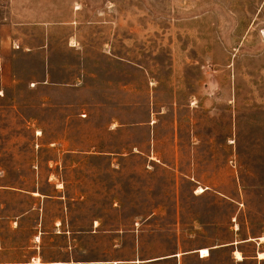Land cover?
<instances>
[{
    "label": "rangeland",
    "instance_id": "obj_1",
    "mask_svg": "<svg viewBox=\"0 0 264 264\" xmlns=\"http://www.w3.org/2000/svg\"><path fill=\"white\" fill-rule=\"evenodd\" d=\"M17 3L54 23L0 73V264H258L264 0Z\"/></svg>",
    "mask_w": 264,
    "mask_h": 264
},
{
    "label": "crops",
    "instance_id": "obj_2",
    "mask_svg": "<svg viewBox=\"0 0 264 264\" xmlns=\"http://www.w3.org/2000/svg\"><path fill=\"white\" fill-rule=\"evenodd\" d=\"M24 9L29 10L28 8ZM25 10L17 3V0H0V73L4 69L6 54L8 53H30L39 49L48 51L47 40L52 35L53 20L51 18L30 22L22 20L21 13ZM38 30L43 42L35 48L30 45L28 39L36 37V31ZM259 253L264 252L257 250L251 258L258 264H264V258L260 259L258 257ZM240 261H243V258Z\"/></svg>",
    "mask_w": 264,
    "mask_h": 264
},
{
    "label": "bare ground",
    "instance_id": "obj_3",
    "mask_svg": "<svg viewBox=\"0 0 264 264\" xmlns=\"http://www.w3.org/2000/svg\"><path fill=\"white\" fill-rule=\"evenodd\" d=\"M198 190L201 191V188H199ZM260 240L263 241L264 236L260 237ZM197 253L200 254L201 257H206L209 254V251L207 248H202L200 250H197ZM233 255H234L236 260H242V258H243L241 253L237 250L233 251ZM258 257L260 259L264 258V253H259Z\"/></svg>",
    "mask_w": 264,
    "mask_h": 264
}]
</instances>
